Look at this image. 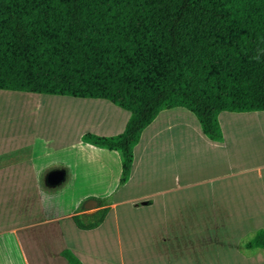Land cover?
<instances>
[{"label": "crops", "instance_id": "1", "mask_svg": "<svg viewBox=\"0 0 264 264\" xmlns=\"http://www.w3.org/2000/svg\"><path fill=\"white\" fill-rule=\"evenodd\" d=\"M129 117L113 105L92 132L117 135ZM218 120L222 138L213 141L189 110L160 111L133 148L124 185L117 151L79 141L55 160L65 180L47 186L49 170L44 187L48 153L33 154L32 138H10L0 147V264H69L64 250L82 264H264V248L246 246L264 229V111ZM89 200L96 207L86 209Z\"/></svg>", "mask_w": 264, "mask_h": 264}, {"label": "trees", "instance_id": "2", "mask_svg": "<svg viewBox=\"0 0 264 264\" xmlns=\"http://www.w3.org/2000/svg\"><path fill=\"white\" fill-rule=\"evenodd\" d=\"M0 90L128 111L123 132L82 135L120 154L124 185L160 111L189 110L213 141L219 113L264 111V0H0ZM246 246L264 248V229Z\"/></svg>", "mask_w": 264, "mask_h": 264}, {"label": "rangeland", "instance_id": "3", "mask_svg": "<svg viewBox=\"0 0 264 264\" xmlns=\"http://www.w3.org/2000/svg\"><path fill=\"white\" fill-rule=\"evenodd\" d=\"M87 102L90 101L69 96L0 90V147L13 137L23 136L26 140L32 138L35 141L32 153H48L45 158L41 157L42 161L53 162L41 174L42 185L45 187L44 174L49 170L65 167L55 160L74 151L69 148L82 141L84 133H93L92 126L96 118L105 110L111 111L113 108L109 102H105L100 108ZM50 141L54 143L45 145ZM60 148H67V151H63L62 155ZM37 161L41 162L40 159ZM65 185L66 183L48 191L59 193ZM96 221L97 217H87L84 223L92 225ZM252 239L253 237L247 243Z\"/></svg>", "mask_w": 264, "mask_h": 264}, {"label": "water", "instance_id": "4", "mask_svg": "<svg viewBox=\"0 0 264 264\" xmlns=\"http://www.w3.org/2000/svg\"><path fill=\"white\" fill-rule=\"evenodd\" d=\"M65 180V170L54 169L47 173L45 177V182L49 187H57ZM96 202L94 200H89L85 204L86 209H91L96 207Z\"/></svg>", "mask_w": 264, "mask_h": 264}]
</instances>
